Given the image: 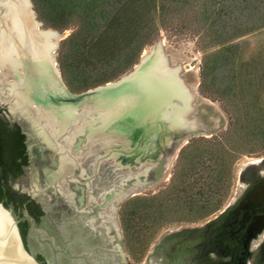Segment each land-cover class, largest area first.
<instances>
[{"label": "rangeland", "instance_id": "rangeland-1", "mask_svg": "<svg viewBox=\"0 0 264 264\" xmlns=\"http://www.w3.org/2000/svg\"><path fill=\"white\" fill-rule=\"evenodd\" d=\"M30 1L40 28L58 34L53 65L70 93L131 75L148 52L164 58L178 84L163 102L164 121L176 107L179 119L152 156H133L141 143L129 133L125 144L76 135L78 165L63 183L51 178L61 154L0 96L1 116L20 125L28 156L8 183L43 212L36 221L4 205L17 224L28 218L25 247L42 264H191L212 236L192 264H226L232 255L221 253L234 239L225 222L246 194L259 201L264 189V0ZM10 81L0 82L5 94ZM98 113L86 117L98 125ZM64 133L63 145L72 136ZM249 252L247 264H264V229Z\"/></svg>", "mask_w": 264, "mask_h": 264}, {"label": "bare ground", "instance_id": "bare-ground-1", "mask_svg": "<svg viewBox=\"0 0 264 264\" xmlns=\"http://www.w3.org/2000/svg\"><path fill=\"white\" fill-rule=\"evenodd\" d=\"M0 7L4 8V10L0 8V82H2L3 77L7 76L13 79V81L6 83V85L8 84L6 87L7 94L3 93L4 91L0 88L1 99L9 103L10 111L19 112L37 123L40 127L39 133L47 146L53 150L56 149L61 154L51 178L63 182L64 177L69 172H73L78 165L79 145L74 143L76 135H84L85 143L94 140V137L100 134L102 137L104 135L105 137L119 136L118 138H121L125 144L127 141L125 134L130 125L125 122V109L134 101V96L130 93L126 95L118 93L111 98L99 97L88 103L92 105L90 107H85V104L75 107L53 104L52 100L58 96L62 89H65L59 77V70L53 65L55 64L53 46L57 43L58 34L49 28H40V23L32 9L30 0H0ZM161 46L162 43L160 42L158 47ZM149 57L148 52L142 53L141 62L143 63L139 67L136 66V79L145 82V84L146 82L151 84L150 82H153L151 76L158 74L160 79L156 83L158 92L168 91V95L174 94V87H171L173 79L167 78L169 66H165L164 58L155 55L150 59ZM130 76H123L122 80ZM116 82L107 83L103 87H112ZM103 87L96 89H103ZM118 96H121V99ZM111 99H113L112 103L108 104V100ZM176 108L175 111L172 109L168 112L170 119H166L173 120L178 116L179 113ZM96 110H99L100 124L98 125L94 123L95 117L92 119L93 116L86 117V115L97 112ZM128 111L129 114L133 110ZM162 113L164 115L165 111ZM129 118L132 117L129 116ZM177 122L179 121L177 120ZM64 132L73 136L69 135L70 137L66 141L67 146L69 145L68 147L75 154L71 158L64 153L65 147L63 146L66 142L63 145L61 139ZM107 141L104 140L103 142ZM87 149L90 152L92 148L88 146Z\"/></svg>", "mask_w": 264, "mask_h": 264}, {"label": "water", "instance_id": "water-1", "mask_svg": "<svg viewBox=\"0 0 264 264\" xmlns=\"http://www.w3.org/2000/svg\"><path fill=\"white\" fill-rule=\"evenodd\" d=\"M136 77L137 73L134 71L129 78H126L125 80H118L112 87L99 86L103 87V89L97 90L96 88L98 87H96L93 88L95 91L89 89L80 94L70 93L64 85L65 89H62L58 96L52 100V103L60 104L65 107L70 105L74 107L82 106L83 104L86 105L85 107H90L92 105L88 103L95 98H111L115 97L118 93L125 95L128 93L132 94L134 96V101H132L130 105H127V110L125 109V122L130 124L127 128L128 130L126 134L129 133L134 135V137L139 138L138 141L141 143V145L131 154L135 156L137 153H142V155L152 156L156 142L165 140L168 135L167 133H170L168 127H172V125H174L172 120L171 123L170 121L168 123L167 121H164L165 119L162 115V111L165 108L160 111L163 107H165L163 102L168 98L169 95L167 94L168 91L164 93L158 92L156 83H158L160 80L158 78L159 75L157 76V74H154L151 76L153 82L150 83L152 86L147 82L145 84V82L140 81L139 79L137 80ZM171 87H174V90H177L178 84L174 81L173 84H171ZM112 100L113 99L108 100V104L112 103ZM128 110L133 111L131 114H128ZM129 116L132 117L129 118L130 123L128 122ZM0 264H42L25 247L22 236L20 235L18 229L17 221L14 220L10 211L1 201Z\"/></svg>", "mask_w": 264, "mask_h": 264}, {"label": "trees", "instance_id": "trees-1", "mask_svg": "<svg viewBox=\"0 0 264 264\" xmlns=\"http://www.w3.org/2000/svg\"><path fill=\"white\" fill-rule=\"evenodd\" d=\"M74 35L68 37L71 39ZM28 156L25 145V134L18 123H10L0 112V201L26 209L28 215L38 220L42 215L39 204L23 193L13 189L8 183L22 173L23 166L27 165ZM22 239L29 228L28 218L18 223Z\"/></svg>", "mask_w": 264, "mask_h": 264}, {"label": "flooded vegetation", "instance_id": "flooded-vegetation-1", "mask_svg": "<svg viewBox=\"0 0 264 264\" xmlns=\"http://www.w3.org/2000/svg\"><path fill=\"white\" fill-rule=\"evenodd\" d=\"M262 180H258L263 181ZM257 181V182H258ZM264 189H259L258 192L262 194H257L258 198L261 200H255V196L251 194H246L244 200L241 202L240 206L237 208L236 212L230 219L225 222V225H228V230L226 233L234 239V244L228 250H222V253L225 255H232L231 259L226 262V264H247V256L250 255L249 245L252 238L259 232L264 229ZM260 203V206L257 205ZM259 209L260 214L256 215L251 211ZM251 209V210H250ZM251 213H253L251 215ZM212 236L207 237V243L201 248L198 247L194 251V255L190 257V263L194 262V259L197 255L202 256L209 245H213Z\"/></svg>", "mask_w": 264, "mask_h": 264}]
</instances>
